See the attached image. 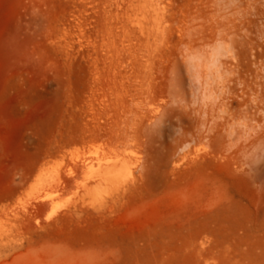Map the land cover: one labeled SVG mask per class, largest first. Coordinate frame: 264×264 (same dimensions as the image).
Wrapping results in <instances>:
<instances>
[{"label": "rangeland", "instance_id": "374dc122", "mask_svg": "<svg viewBox=\"0 0 264 264\" xmlns=\"http://www.w3.org/2000/svg\"><path fill=\"white\" fill-rule=\"evenodd\" d=\"M8 1L9 16L29 2ZM162 1L165 28L140 47L145 36L121 23L135 7L47 0L54 33L41 43L44 63L7 68L0 59V264H264V164L250 192L217 159L213 140L171 148L181 128L227 134L233 150L245 132H264V0ZM230 2L237 46L227 35ZM218 45L221 70L206 89L191 81L189 57L205 61ZM148 89L146 109L175 113L152 137L134 133L135 116L121 108L127 91ZM122 129L133 140L109 147ZM97 153L109 156L111 181L83 166ZM238 154L264 157V145ZM173 156L182 159L175 171ZM71 166L80 168L70 178Z\"/></svg>", "mask_w": 264, "mask_h": 264}, {"label": "bare ground", "instance_id": "6f19581e", "mask_svg": "<svg viewBox=\"0 0 264 264\" xmlns=\"http://www.w3.org/2000/svg\"><path fill=\"white\" fill-rule=\"evenodd\" d=\"M46 1L47 0H29V2L24 5L23 13H14L10 16L5 12L9 1L5 0L1 2L0 22L4 24V30L0 34V59L7 68L13 67L18 63H27L37 67L44 63L45 55L41 43L45 38H50L54 33L51 24V16L45 8ZM89 1L93 2L94 0ZM100 3L103 5L108 4L110 6H114L118 10H126L130 7H135L132 15H130L127 20L121 21V23L124 31L130 33V24L132 22L135 26H137L139 32L145 36V39H139L138 41L140 47H144L146 44H148L150 42L151 36H153V38L155 37V41L159 40L158 38H160V35L158 34L163 32L165 28L164 24L166 22V7L162 0H100ZM84 6L85 5H82L81 7L83 8ZM235 12L236 6L233 4V2H230L226 11V27L228 39L232 46L241 44L235 31L236 25L233 20ZM110 15L116 18L119 17L118 13L116 12L110 13ZM82 26L83 25L81 22L77 24V28L79 29ZM104 32L109 39L115 34L112 27L105 28ZM221 51L222 47L218 45L213 49V52L205 61H202L197 55H190L189 72L192 82L195 83L196 81L201 83V80H203L201 85L202 87L205 85L204 88L206 89L211 83L215 82V79L218 77V74L221 70ZM136 67L138 70H141L142 64L137 63ZM199 89L200 88L197 87V90ZM201 92L198 93L203 96ZM127 93L128 96H130L131 101H124L121 105V108L125 112L133 113L135 116L134 127H136V129L134 133H136L138 129L144 128L149 132L150 137L161 135L166 124L171 122L175 117L174 111L165 109L161 113L154 115L151 111L146 109L144 107L145 102L147 100L154 101V94L152 91H149V89L143 90L141 94H132L129 91H127ZM114 132L115 133L109 144V147L111 148H125L128 146V143L133 140V135L131 134V131L128 132V129H122V131ZM189 137L213 140L215 143V151L218 154L217 159L223 161V163L232 170L237 185L246 191H257L261 183L262 174L260 172V167L264 164V157L260 154L239 155L238 152L242 151L243 153H247L260 143L261 145H264V132L260 134L245 132V143L242 144L238 150L235 148L236 150L234 149V151V147L231 146L233 142H230L231 136H228L227 134L221 132L219 133L214 130L207 131L203 128L191 130H185L181 128L178 131H174L172 138L170 137L173 142V144H171V148L176 150L178 144L180 143L179 140H186ZM227 142H230L231 145L229 143L227 144ZM98 146L99 148H97V152L102 147L101 144ZM91 159L92 158L87 159L84 157L81 162L83 166H87L88 168L97 166L98 171H100L99 178L102 181H111L115 177L113 171L109 170V156H107L105 153H103V156H100L97 153V159ZM181 161V158L173 156L167 163L168 168L172 171H175L180 166ZM74 162L76 163V161ZM73 166H71V169L69 170V177L70 175L75 177L76 173L78 172L76 169L80 168L74 169L75 167ZM77 166L81 165H78L77 163ZM80 169H82V166ZM75 170L77 171L76 173ZM45 176H47V173ZM41 181H43L42 183L45 182L43 179H41ZM46 185H48V183ZM44 187L42 186V188ZM44 200L45 198H41L40 202L38 201L40 206L47 201ZM39 205L37 207H40ZM30 264L42 263L34 261Z\"/></svg>", "mask_w": 264, "mask_h": 264}]
</instances>
